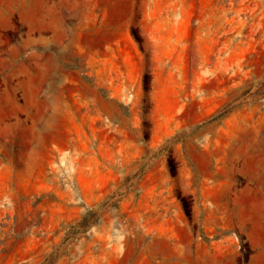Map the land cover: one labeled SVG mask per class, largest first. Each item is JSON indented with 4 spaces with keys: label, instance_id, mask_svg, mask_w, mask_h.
Segmentation results:
<instances>
[{
    "label": "rangeland",
    "instance_id": "rangeland-1",
    "mask_svg": "<svg viewBox=\"0 0 264 264\" xmlns=\"http://www.w3.org/2000/svg\"><path fill=\"white\" fill-rule=\"evenodd\" d=\"M0 264H264V0H0Z\"/></svg>",
    "mask_w": 264,
    "mask_h": 264
}]
</instances>
